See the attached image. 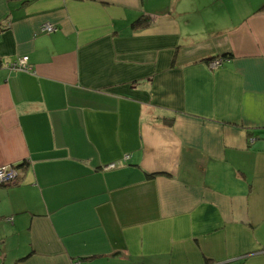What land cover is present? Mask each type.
Here are the masks:
<instances>
[{
	"label": "crops",
	"instance_id": "0c3cea01",
	"mask_svg": "<svg viewBox=\"0 0 264 264\" xmlns=\"http://www.w3.org/2000/svg\"><path fill=\"white\" fill-rule=\"evenodd\" d=\"M25 161L0 264H264V0H0Z\"/></svg>",
	"mask_w": 264,
	"mask_h": 264
},
{
	"label": "built area",
	"instance_id": "2783aa9c",
	"mask_svg": "<svg viewBox=\"0 0 264 264\" xmlns=\"http://www.w3.org/2000/svg\"><path fill=\"white\" fill-rule=\"evenodd\" d=\"M55 28L51 25L45 26L42 30L50 32L54 30ZM221 62L220 59H217L214 62V65H217ZM7 67L11 70H23V71H29L30 66L28 64V57L27 55H23L21 57H18L16 60L7 63ZM15 176H17V169H15L11 165H5L0 166V183L4 181H8L11 179H14Z\"/></svg>",
	"mask_w": 264,
	"mask_h": 264
},
{
	"label": "trees",
	"instance_id": "16d2710c",
	"mask_svg": "<svg viewBox=\"0 0 264 264\" xmlns=\"http://www.w3.org/2000/svg\"><path fill=\"white\" fill-rule=\"evenodd\" d=\"M146 22L145 20H142V19H138L136 20L135 22H133V27H136L138 25H141L142 23ZM226 57V56H225ZM26 164V161L23 163V164H20L18 166H14L17 170L18 168L21 166L23 167L24 165ZM156 173H151L150 175L153 176L155 175ZM19 180L17 179V176H15L14 179H11V180H8V181H4V182H1L0 185H7V184H16Z\"/></svg>",
	"mask_w": 264,
	"mask_h": 264
}]
</instances>
